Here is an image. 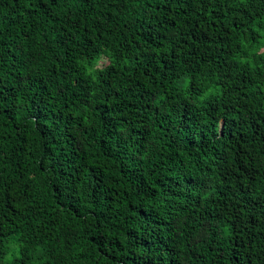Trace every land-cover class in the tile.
<instances>
[{"label": "trees", "instance_id": "obj_1", "mask_svg": "<svg viewBox=\"0 0 264 264\" xmlns=\"http://www.w3.org/2000/svg\"><path fill=\"white\" fill-rule=\"evenodd\" d=\"M0 264H264V0H0Z\"/></svg>", "mask_w": 264, "mask_h": 264}]
</instances>
